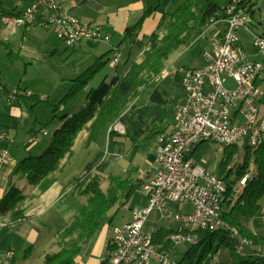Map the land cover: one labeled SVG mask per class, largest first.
<instances>
[{
	"label": "built area",
	"instance_id": "2783aa9c",
	"mask_svg": "<svg viewBox=\"0 0 264 264\" xmlns=\"http://www.w3.org/2000/svg\"><path fill=\"white\" fill-rule=\"evenodd\" d=\"M252 2L240 0L228 4L224 12L227 27L212 40L210 50L204 52L206 64L178 73L185 97L175 103L176 126L157 135V139H166V146L156 150L154 169L149 170L151 173L142 185L149 198L148 206L134 210L129 222L114 227L110 264H174L169 252L160 250L153 242L154 229L145 228L154 211L160 219L171 220L186 229L170 236L176 245L193 242L198 237L196 231L223 228L216 221V212L223 199L221 186L226 181L200 165L192 152L202 142L215 143L223 150L244 137L258 139L259 145V137L264 136L261 109L264 92L260 86L264 62L251 57L236 33L242 26L252 30L248 26V7ZM36 24L53 30L72 49L82 42L98 44L112 39L104 26L83 22L57 0H32L19 13L0 15V26L28 29ZM253 47L257 54L264 56V32L255 33ZM122 53V45L113 48L115 66ZM228 79H233L236 86H229ZM5 95L6 102L12 105L21 95L32 93L17 90ZM112 130L125 133L120 121ZM11 140L9 131L0 127V143L4 144L0 147V163L9 156L5 144ZM233 194L237 195V188ZM231 233L235 236L232 230ZM239 243L247 254L252 245L242 244L240 240ZM261 252H264V242ZM13 257L11 251L0 254V264H10ZM218 261L219 256L213 255L209 264Z\"/></svg>",
	"mask_w": 264,
	"mask_h": 264
},
{
	"label": "trees",
	"instance_id": "16d2710c",
	"mask_svg": "<svg viewBox=\"0 0 264 264\" xmlns=\"http://www.w3.org/2000/svg\"><path fill=\"white\" fill-rule=\"evenodd\" d=\"M232 1L184 0L173 11L162 15L146 39L139 38L137 40L136 38L154 9L146 10L135 24L126 28L125 37L119 44L122 45L125 41L133 40V43L141 49L140 58L128 59L124 74H117L110 81L104 79L99 86L90 89L85 104L77 113L65 114L60 117L62 124L54 132L47 148L39 155H31L21 160L15 167L14 173H22L30 184L38 186L41 191L46 190L53 181L52 174L61 166L65 158L71 156L79 132L87 126L90 130L88 141H91L99 132L107 131L113 123L121 118L132 99L160 75L167 60L177 49L197 40L212 24L225 19V8ZM248 8V12L252 11L251 7ZM14 13L19 12H7L3 6V0H0V15ZM112 51L113 49L100 55L92 65L81 72L74 80L65 99L72 97L89 85L93 77L110 60L109 54ZM262 80H264V76ZM27 98L31 102L32 108L43 101L39 94H33ZM261 103L264 104L263 100ZM57 107H54L53 112L57 111ZM109 134L113 136L116 131L111 130ZM208 143L210 142H202L194 148L192 155L197 160L201 157V149H204ZM2 145L4 146V144ZM251 150L255 171L250 173L241 192L234 195L231 193V189L236 184V180L228 179L233 172L238 173L240 180L249 174V163L246 160L228 169L230 161L238 152V146L235 143L224 148V156L220 164L222 172L227 171L225 177H221L226 181L228 188L222 210L227 227L216 231L199 230L194 232L198 236V241L186 251L182 259L179 260L180 264H209L213 255L218 254L223 248L230 249L231 264H264V255L260 253L264 237L254 232L243 221L248 216L254 218L263 207L264 139L257 146H249L247 156ZM107 167L108 162L104 161L74 181L75 192L85 196L87 201L81 206L74 219L59 232L60 248L47 253L41 264H76L82 246L93 239L101 227L107 223L109 211L122 198L125 200L124 203L127 202L144 183L140 178L133 181L121 175L110 174L111 185L107 190H104L102 179L106 176ZM25 197L26 195L20 188L12 185L1 203L0 212H10L13 221L25 218L24 210L19 208ZM224 207L227 209L224 210ZM112 219L108 217L109 222ZM232 228L239 229L241 234L253 240V246L247 251V255L243 256L237 253L238 242L231 233ZM179 231H186V229L181 228L178 224L170 228L160 227L153 231V242L160 250H165L170 254L177 246L170 236ZM110 244L109 246L112 248V244ZM28 250L26 254H28ZM102 264L110 263L108 259H105Z\"/></svg>",
	"mask_w": 264,
	"mask_h": 264
},
{
	"label": "crops",
	"instance_id": "0c3cea01",
	"mask_svg": "<svg viewBox=\"0 0 264 264\" xmlns=\"http://www.w3.org/2000/svg\"><path fill=\"white\" fill-rule=\"evenodd\" d=\"M31 1L32 0H28L26 5L22 7H20L21 4L18 2L12 10H7L3 0V6L7 12H21ZM57 2L83 22L102 24L106 31L112 35L110 42L98 43L111 45L107 51H111L115 45L121 43L125 37L126 28L135 24L146 10L154 9L152 15L147 19L143 30L136 38L137 40H139V38L146 39L147 37H143L146 35L144 29L146 30L148 25L152 26V29L148 32L150 33L156 27L162 15L170 13L175 8L173 10L171 9L178 5V0H57ZM254 5L255 0L251 3L250 7L252 11H249L248 19V26L252 30L253 27L256 26V23H252L250 18V16H253L255 13ZM216 23L218 24L215 25L213 31L206 32L208 31L206 30V33L204 32L210 48L211 41L224 32L227 27L226 20L217 21ZM250 24H252L253 27L250 26ZM36 25L43 28L39 24ZM0 27H4L0 28V43L9 39L10 36L16 35L20 28L19 26ZM118 35L121 39L114 42L115 37ZM59 40L62 41L61 39ZM130 41L135 45L133 40ZM83 44L91 46L97 45L82 42L79 47L71 49L76 51L82 47ZM189 45H191V43L187 46ZM66 47L69 48L67 45ZM106 49L107 47L98 48L96 51L97 54L93 52V59L96 58L97 60L100 55L107 52ZM246 50L252 58L259 60L260 55L256 53L254 47L252 51H248V47ZM205 51L207 50L203 51L202 61H200L198 65L193 67L183 66L182 68L175 67L172 73L167 72V68H169L167 63L170 58L167 60L166 66L160 75H158L149 86L139 92L123 112L119 121L123 123L125 133L121 134L116 132L115 135L110 136L109 133L111 130L109 128L107 130L109 136L107 150L99 149L97 151L94 162H91L90 165L88 164V170L104 161L108 162L106 171L109 169V166L113 164L118 167L121 157L127 154V149H131L133 146L135 147V145L145 140L153 139L155 141V153L150 155L148 160L146 177H149L151 173L149 170H153L155 166L157 135L164 130L176 126L175 103L178 99L185 97V92L180 83L178 73L186 68L204 66L206 64V58L204 57ZM138 54H141V50ZM173 62L174 61L169 65H173ZM230 80L233 79H228V82ZM1 84L5 89L8 88V85L2 80V70L0 68V85ZM5 93L2 89V96H0V127L9 131L12 140L5 145L8 149L9 156L0 163V210L4 197L7 195L11 186L15 185L26 195L19 205V208L24 210L26 217L21 220L13 221L10 212H0V254L6 255L8 251L13 252L14 257L10 264H41L44 256L49 253V249H52L58 242L57 237L59 232L74 219L82 205L78 204L80 205L78 206L76 203L69 201L68 195L72 192V195L76 196L77 192H75L74 189L75 182H72L70 177L63 176L65 169L63 162L52 174L53 181L44 191H41L38 186L30 184L22 173H14L15 167L21 160L28 156L35 155L32 154L34 151H40L41 154L50 144L51 140H46L40 134H37V132L41 131L43 136H48L49 132L41 127L37 128L39 117L37 116L35 107H31V102L27 98V96L31 95H21L12 105H9L6 102ZM33 94L37 93L33 92L32 95ZM61 124L62 121L60 120L57 129ZM44 131H47V133H44ZM100 134L102 133L99 132L93 140ZM89 138L90 130L88 140ZM1 146L2 143H0V147ZM72 155L73 150L71 156ZM111 157L113 160H111ZM88 170L86 162L83 164L84 173L82 176ZM20 175H23L26 181L20 179ZM160 220L161 219L158 218L150 221L149 216L145 223V228L149 230L154 229L155 231L158 229L156 228V224ZM62 222L63 224H60ZM106 224L101 227L93 239L82 246L77 256L76 264H102L103 260L109 258L112 249L109 244H112L114 235L109 237L107 232L102 231ZM174 226H176V223ZM27 249H29L28 254H26Z\"/></svg>",
	"mask_w": 264,
	"mask_h": 264
},
{
	"label": "rangeland",
	"instance_id": "374dc122",
	"mask_svg": "<svg viewBox=\"0 0 264 264\" xmlns=\"http://www.w3.org/2000/svg\"><path fill=\"white\" fill-rule=\"evenodd\" d=\"M27 1L28 0H4V6L7 10H12L18 2H20V7H22L26 5ZM183 1L184 0H178V4ZM254 7L255 13L253 16H250L252 23H256L255 27L250 24V26L253 27V31L248 30L243 26L236 30L241 46H244L243 48L245 49L248 47V51L253 50L255 33L260 34L264 32V0H255ZM174 8L175 7L171 10ZM223 20L225 19L218 21ZM217 24L218 23L216 22L212 24L206 32L213 31ZM151 29L152 26L150 25H148L146 30L144 29V32H146V35L143 36L144 38L148 36V32ZM205 33L202 34L199 39L191 42V45H183L171 55L167 63L169 67L167 68V72L172 73L175 67H193L202 61L203 51L210 50ZM120 39L121 37L118 35L115 37L114 42H117ZM108 45L109 44H97L91 46L83 44L82 47L74 51L71 48H67L51 29L45 30L38 25L29 27L28 29L20 27L16 35H12L9 39L0 43V68L2 70V80L8 85V88L5 89L1 84L3 86L2 89L4 93L5 91L7 93L8 91L17 90H20L22 93L25 90H29L31 93L35 92L39 94L43 101L35 106V111L39 117L37 128L41 127L42 129L47 130L49 135L43 136L41 131L37 132V134H40L43 138L50 141L60 124V117L65 114L73 115L77 113L85 104L90 89L99 86L104 79L110 81L115 75L124 74L127 69V59L129 56V60L140 58L138 53L141 49L139 46L133 45L130 40L125 41V43L122 44L123 58L119 66L113 64V51L110 52V60L93 77L89 85L78 91L72 97L65 99L74 80L82 71L96 61V58L93 59V52L96 53L97 49L101 47H107V51L111 46ZM259 60L264 62V56L260 55ZM172 61H174L173 65H169ZM263 76L264 72L262 73V77ZM227 84L231 87L236 86V83L233 80H230ZM260 86L264 92V80L260 82ZM262 100L264 102V95L262 96ZM56 106H58L57 111L53 112V109ZM261 109L264 113V104H262ZM54 113L55 116L53 117ZM101 133L102 134H100L95 140L88 141L89 128L85 126L83 130L79 132L73 146V155L63 161V164L65 165L63 176L70 177L72 182L76 181V179L80 178L84 173L83 164L87 162L88 170L90 163L94 162L97 151L99 149L107 150L109 136L106 130ZM236 144L238 146V152L230 161L228 169L247 160L249 163V174L254 172V170H252V167H254L252 150L248 156L246 155L248 153V147L252 146L249 137H244ZM154 153L155 141L153 139L145 140L142 143L140 142L135 145V147L133 146L131 149H127V154L124 157H121L118 167H116L115 164L109 166V169L106 171V176L102 179V188L107 190L111 185L110 174L121 175L122 177H127L133 181H136L138 178H141L143 181L147 180L148 160L150 155H153ZM32 154L39 155L40 151H34ZM223 156L224 149L220 150L215 143L210 142L204 149H201V157L198 162L205 168L213 170L216 176L225 177L227 171L223 173L220 164ZM111 160H113V158ZM19 177L26 181V178L23 175H20ZM228 180H236V184H239L240 179H238V173L233 172ZM68 198L69 201L74 202L77 205H83L87 201L85 196L79 195L78 193L74 196L72 195V192L68 195ZM124 201L123 198L119 200L115 207H113L108 213L106 219L107 224L102 231L107 232L109 237L114 235L115 226L123 225L132 218L134 210H140L147 207L149 198L141 186V188L137 189L131 195L127 202L124 203ZM262 205L263 207L261 208V211L254 218L248 216L243 219V221L249 225L254 232L264 237V199L262 200ZM226 209L227 207H224V210ZM108 217L113 218L111 222H109ZM158 218L159 214L156 211L150 215V221ZM60 224H63V222ZM174 225L175 222L171 220L161 219L156 224V228L163 226L170 228ZM57 241L56 245H54L52 249H49V252L56 251L60 248L61 241L58 237ZM192 245L193 243L187 242L177 245L170 252V256L176 261H179ZM218 256L219 261L216 264H231L232 255L230 249H220Z\"/></svg>",
	"mask_w": 264,
	"mask_h": 264
},
{
	"label": "bare ground",
	"instance_id": "6f19581e",
	"mask_svg": "<svg viewBox=\"0 0 264 264\" xmlns=\"http://www.w3.org/2000/svg\"><path fill=\"white\" fill-rule=\"evenodd\" d=\"M236 2H240V0H233L231 3H236ZM95 26H103V25L100 24V23H95ZM122 58H123V53L120 54L119 61H118V66L121 64ZM117 121H119V120H117ZM117 121L111 125L110 130H112L114 128V124H117ZM263 139H264V136L259 137V144L262 143ZM250 142H251V145H253V146H257L258 145V139H251ZM160 146H166V139H156V150H158V148ZM252 170H254V167H252ZM246 181H247V179H241L239 186H237V184H234L232 186L231 193L234 192L235 188H237V194L240 193L241 190H242V186L246 183ZM227 193H228V188H227V185H226V182H225L221 186V196H222L223 199H221V202H220V209H217V212H216V221H218L219 222V226H221L223 228L227 227V225H226V223H225V221L223 219V212H222L223 204H224V202H225V200L227 198ZM208 230L216 231V230H219V228H211V229H208ZM231 230H232L233 234H235L234 237H236L237 242H238V244H237V253L239 255H243V256L247 255L245 253V251H244V248H242L240 246L239 240L242 242V244L252 245V246H253V240L251 238H249L248 236H245V235L241 234V232L237 228H232ZM197 241H198V237L194 238V241L190 242V243H196ZM261 247H262V245H261ZM261 254L264 255V252H261ZM216 255H218V254H216ZM174 264H180V262L176 261L174 259Z\"/></svg>",
	"mask_w": 264,
	"mask_h": 264
}]
</instances>
